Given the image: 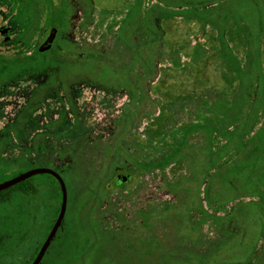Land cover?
I'll list each match as a JSON object with an SVG mask.
<instances>
[{"label": "rangeland", "instance_id": "1", "mask_svg": "<svg viewBox=\"0 0 264 264\" xmlns=\"http://www.w3.org/2000/svg\"><path fill=\"white\" fill-rule=\"evenodd\" d=\"M50 1L63 13L55 62L0 74V182L46 167L66 186L76 251L47 262L264 264V0ZM22 2L0 0V56L49 35L47 10L34 21ZM227 27L247 60L235 81L217 53ZM201 117L216 139L198 128L163 168H143ZM32 182L0 204V264H27L57 215L56 183Z\"/></svg>", "mask_w": 264, "mask_h": 264}, {"label": "trees", "instance_id": "2", "mask_svg": "<svg viewBox=\"0 0 264 264\" xmlns=\"http://www.w3.org/2000/svg\"><path fill=\"white\" fill-rule=\"evenodd\" d=\"M14 1L15 3H18V4H24L22 0H14ZM25 1H26L25 3L26 6H29L31 8L30 5H32V7H34L35 9L34 19L32 20L34 21L38 20L37 16H39V13L41 12L40 9L42 7V9L44 8L45 10H47V22L46 23L48 26L56 29L62 25L63 13L61 10L54 9V6L50 0H25ZM136 1H138L140 8H141V6L145 4L146 0H136ZM165 14H169V13H165ZM167 16L169 18V15ZM165 18L167 17L164 15H160L159 17H157L156 22H158L160 19L164 20ZM206 25L207 26L210 25V21H206ZM242 38L243 37L236 34L231 27H227L223 29V31L221 32V37L218 40V43L221 46V49L220 47L217 48V53H218L219 59L223 61L229 68V74H230V77L228 75L229 81H232V80L235 81L237 78L239 79L240 76H242L241 73L243 71V68L247 65V60L245 61V58L239 59L237 57L236 51L234 48L236 47L237 44L239 45L240 43H243ZM46 52L47 51L34 50L28 54L16 55L14 57L0 56V74H5L9 68H13V70L15 69V72H20V71L28 72L29 70H32L33 68H36L37 66L38 67L41 66L42 68L49 67V64L51 63V61L55 62V58L53 59L48 58L46 56ZM71 121H76V118L71 117ZM211 122L212 120L210 118L201 117L200 122L195 123V124L191 123L187 126H183L182 129H180L179 131H174V133L180 132L179 133L180 136L177 137L174 134H170L171 139H172V142L169 145L170 152L164 155L157 164H153V165L142 164L143 168H149V167H154V166L158 168H163L181 150V147L184 145L190 133L194 132L198 128L205 130L208 136L211 137V139L212 138L216 139L218 132H217L215 125H213ZM225 131H227V129H225L224 132ZM162 132L165 133L166 131H162ZM159 133L160 132H158V134ZM256 134L257 136L263 135L264 137V125L262 126L260 131H258ZM244 138H245L244 142L249 143L251 140L250 138L252 137L245 134ZM260 140H261L260 150L261 152H264V138H261ZM222 165H226V164L223 163ZM45 176L50 177L56 183L60 191L59 185L56 182V180L49 175H45ZM12 177H13V174L11 176L6 177L5 179L12 178ZM32 178L33 177L26 179L8 189L1 191L0 192V204L10 202L12 200L13 194L15 193H21L23 195L35 194L36 186L33 184ZM60 199H61V194H60ZM59 206H60V201L58 205V211H59ZM58 211H57V214H58ZM146 219L147 218L144 216V220ZM56 244L60 246V249L57 251H55V248H54ZM40 245L41 243L37 246L35 252L33 253L30 260L27 262V264H30L36 252L38 251ZM64 250L65 252L69 250L68 251L69 254H72L71 252L76 251L75 238H72V236H70V229L67 227L66 220L63 218L61 225L56 232V235L52 239L48 249L46 250L39 264H52L50 262H47V260L45 259V256L52 255L53 253L60 256L61 254L65 253Z\"/></svg>", "mask_w": 264, "mask_h": 264}, {"label": "water", "instance_id": "3", "mask_svg": "<svg viewBox=\"0 0 264 264\" xmlns=\"http://www.w3.org/2000/svg\"><path fill=\"white\" fill-rule=\"evenodd\" d=\"M55 29L51 28L48 37L46 38V40L39 46L38 51H46L49 50L54 36H55ZM49 175L51 177H53L56 182L59 185L60 188V194H61V199H60V206H59V211L58 214L48 232V234L46 235L45 239L43 240L42 244L40 245L38 251L36 252L35 256L33 257L32 261L30 262V264H39L47 250V248L49 247L52 239L54 238L58 228L61 225V222L63 220L64 214H65V210H66V198H67V191H66V186L65 183L62 179V177L53 169L50 168H46V167H37V168H33L30 169L26 172H23L21 174H18L10 179L4 180L0 182V192L8 189L14 185H16L17 183H20L26 179H29L33 176L36 175ZM127 176H123L121 174L117 175L115 177V180L117 182H125L127 181Z\"/></svg>", "mask_w": 264, "mask_h": 264}, {"label": "flooded vegetation", "instance_id": "4", "mask_svg": "<svg viewBox=\"0 0 264 264\" xmlns=\"http://www.w3.org/2000/svg\"><path fill=\"white\" fill-rule=\"evenodd\" d=\"M55 31H56V33H57V29H55ZM56 33H55V36H56ZM55 36H54V38H55ZM54 40V39H53ZM46 51H48V50H46ZM119 175V174H118ZM122 175V174H121ZM123 176H126V175H123ZM127 178L129 179V177L127 176ZM127 179V180H128ZM126 182V181H125ZM125 182H122V183H125ZM114 184H116V185H120L121 183L120 182H117L115 179H114ZM90 216H92V215H90ZM49 232V231H48ZM48 234V233H47ZM56 235V234H55ZM85 241H86V239H85ZM48 249V248H47Z\"/></svg>", "mask_w": 264, "mask_h": 264}]
</instances>
